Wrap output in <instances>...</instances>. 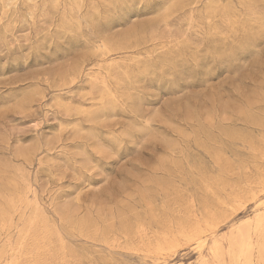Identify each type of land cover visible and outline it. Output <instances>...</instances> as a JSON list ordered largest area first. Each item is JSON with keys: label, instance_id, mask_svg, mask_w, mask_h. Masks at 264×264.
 <instances>
[{"label": "rangeland", "instance_id": "374dc122", "mask_svg": "<svg viewBox=\"0 0 264 264\" xmlns=\"http://www.w3.org/2000/svg\"><path fill=\"white\" fill-rule=\"evenodd\" d=\"M0 264H264V0H0Z\"/></svg>", "mask_w": 264, "mask_h": 264}]
</instances>
